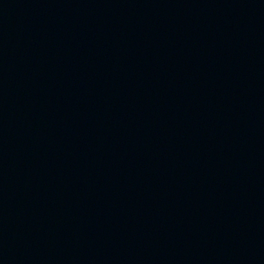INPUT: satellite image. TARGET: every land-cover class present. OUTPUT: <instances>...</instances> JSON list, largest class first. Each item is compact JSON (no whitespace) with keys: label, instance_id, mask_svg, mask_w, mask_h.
I'll return each instance as SVG.
<instances>
[{"label":"water","instance_id":"obj_1","mask_svg":"<svg viewBox=\"0 0 264 264\" xmlns=\"http://www.w3.org/2000/svg\"><path fill=\"white\" fill-rule=\"evenodd\" d=\"M0 264H264V0H0Z\"/></svg>","mask_w":264,"mask_h":264}]
</instances>
